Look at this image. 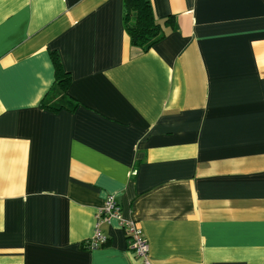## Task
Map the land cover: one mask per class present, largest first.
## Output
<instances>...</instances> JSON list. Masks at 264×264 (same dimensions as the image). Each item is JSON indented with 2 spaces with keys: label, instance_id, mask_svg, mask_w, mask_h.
<instances>
[{
  "label": "crops",
  "instance_id": "obj_1",
  "mask_svg": "<svg viewBox=\"0 0 264 264\" xmlns=\"http://www.w3.org/2000/svg\"><path fill=\"white\" fill-rule=\"evenodd\" d=\"M149 1L142 50L124 0H0V264H143L84 247L110 193L151 264H264V0Z\"/></svg>",
  "mask_w": 264,
  "mask_h": 264
},
{
  "label": "trees",
  "instance_id": "obj_2",
  "mask_svg": "<svg viewBox=\"0 0 264 264\" xmlns=\"http://www.w3.org/2000/svg\"><path fill=\"white\" fill-rule=\"evenodd\" d=\"M125 8V28L130 37V43L142 50H146L160 41L164 36L163 26L155 19L153 8L149 0H124ZM52 63L54 66V88L50 95H61L65 97L70 84V74H68L61 63L58 53L52 52ZM47 109L57 110L64 107L65 103L42 102Z\"/></svg>",
  "mask_w": 264,
  "mask_h": 264
},
{
  "label": "built area",
  "instance_id": "obj_3",
  "mask_svg": "<svg viewBox=\"0 0 264 264\" xmlns=\"http://www.w3.org/2000/svg\"><path fill=\"white\" fill-rule=\"evenodd\" d=\"M110 221H116L124 229L129 249L142 260L143 264H151L147 238L134 220L122 216L116 196L111 193L106 196L102 205L97 209L93 234L84 243V247L94 250L104 245L107 238L101 231L100 224Z\"/></svg>",
  "mask_w": 264,
  "mask_h": 264
}]
</instances>
